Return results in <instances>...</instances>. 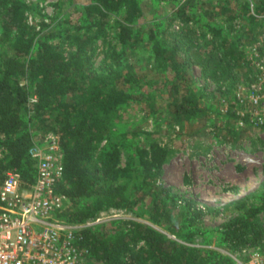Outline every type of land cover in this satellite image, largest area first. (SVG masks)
Here are the masks:
<instances>
[{"label": "trees", "instance_id": "1", "mask_svg": "<svg viewBox=\"0 0 264 264\" xmlns=\"http://www.w3.org/2000/svg\"><path fill=\"white\" fill-rule=\"evenodd\" d=\"M167 1L176 3L173 18L186 24L205 15L198 32L188 24L172 32L162 19L145 21L142 0H88L80 5L84 20L75 28L109 26L116 37L108 66L98 71L88 63L84 44L90 35L66 54L51 40L55 31L36 28L27 19L30 4L0 0L4 165L17 167L24 180H33L35 160L28 148L34 140L32 126L40 123L43 132L54 131L60 138L63 175L57 188L69 197L61 217L82 222L102 211L127 209L152 223L112 218L85 225L82 243L90 250L89 264H238L230 254L204 245L207 230L201 225L202 209L156 181L174 151L161 136L175 122L216 111L227 119L222 126L225 134L235 133V111L227 107L220 112L206 102L203 87L188 76V66L194 61L212 62L209 74L228 75L236 63L245 65L249 60L236 38L217 26L212 10L198 5L206 3L227 12L231 23L238 20V37H242L253 30L246 25L264 22L256 15L264 14V0ZM208 32L211 38L206 37ZM234 85V81L219 85L220 94L230 95ZM31 94L36 96L33 101ZM136 105L143 117L153 119L152 128H117L115 124ZM237 202L242 212L220 223L215 243L237 248L248 233L252 242L261 240L255 218L264 207V196L260 204Z\"/></svg>", "mask_w": 264, "mask_h": 264}, {"label": "rangeland", "instance_id": "2", "mask_svg": "<svg viewBox=\"0 0 264 264\" xmlns=\"http://www.w3.org/2000/svg\"><path fill=\"white\" fill-rule=\"evenodd\" d=\"M25 1L30 4L27 19L34 23L36 28L44 26L43 29L55 31L56 35L51 40L64 53L73 51L78 42L90 35L84 44L87 49L86 54L89 55L88 63L98 71L108 66L110 60L108 54L112 46L117 45L113 29L109 26L99 30L95 26L90 28L73 26L83 22V14L79 12L80 5L88 0ZM210 1L212 4L216 0ZM175 5L173 1L167 0H142L145 21L162 19L167 29L172 32L179 31L188 24L198 32V25L206 21L205 15L200 16L201 19L197 22L189 20L186 24L178 18H173ZM198 6L201 10H212L211 14H214L213 20L217 26H220L222 32L229 35V38H236L238 45L246 54V59L248 48L263 42L264 22L261 25L256 23L246 25L245 28L252 25L253 30L238 37L237 29L241 28L238 20L231 23L225 17L227 12L220 13L219 9L212 5L207 7L206 3H200ZM261 17L264 19V16ZM73 34L78 36L75 37ZM206 37L211 38V33L208 32ZM195 39L201 41L200 37ZM181 54L187 56L183 50ZM212 64V62L208 65H202L197 61L191 62L188 66V76L195 84L203 87L206 102L216 106L220 112L221 110L224 112L226 107H231L236 113L238 107H235L237 105L233 97L236 86L232 87L230 95L220 94L218 86L226 87L233 81L236 85L249 81L254 72L253 68L249 62L245 65L236 63L228 75H220L217 72L209 74ZM226 122V117H222L216 111H208L201 117L175 122L167 131L165 130L161 136L163 142L171 145L174 151L163 163L162 172L156 183L168 186L179 197L192 199L202 209L201 225L207 230L203 237L207 240L205 246L217 247L230 254L238 264H264L252 261L255 260L253 257L255 252L264 250V207L258 211L255 218L262 235L261 240L252 242L253 235L248 233L246 242L237 248L215 243L219 240L216 229L220 223L242 212L237 204L239 199L244 200L247 205L260 204L264 196V127L236 125V128H233L235 133L226 135V127H222ZM152 124L153 119L143 117L142 111L137 106L130 110L126 119H120L115 126L122 130L130 127L150 129ZM32 129L35 132L34 139L41 138L45 133L40 123L33 124ZM126 151L124 147L120 153L122 163L126 159ZM112 218L151 223L127 209L108 210L104 212L102 221L109 222ZM169 235L174 237L172 234Z\"/></svg>", "mask_w": 264, "mask_h": 264}, {"label": "built area", "instance_id": "3", "mask_svg": "<svg viewBox=\"0 0 264 264\" xmlns=\"http://www.w3.org/2000/svg\"><path fill=\"white\" fill-rule=\"evenodd\" d=\"M247 55L254 72L233 92L236 125L264 127V40L250 46ZM35 99L31 94L30 100ZM6 154L0 146V264H89L81 228L102 221L105 211L82 222L60 216L69 197L57 188L63 175L58 133L47 131L28 148L35 160L31 181L24 180L17 167L4 165ZM253 257V262L264 263V250Z\"/></svg>", "mask_w": 264, "mask_h": 264}]
</instances>
